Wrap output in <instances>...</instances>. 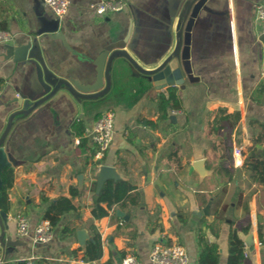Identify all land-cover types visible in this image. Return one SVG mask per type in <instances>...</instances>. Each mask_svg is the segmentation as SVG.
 <instances>
[{
  "label": "crops",
  "instance_id": "obj_1",
  "mask_svg": "<svg viewBox=\"0 0 264 264\" xmlns=\"http://www.w3.org/2000/svg\"><path fill=\"white\" fill-rule=\"evenodd\" d=\"M95 1L68 0L66 12L56 16L42 0H0L5 42L31 39L25 59L0 60V145L10 159L2 169L8 206L6 227L0 218L4 264L29 257L32 264H85L88 240L97 244L95 260L102 264H121L126 253L149 264L150 246L160 239L181 243L187 264H197L198 233L218 244L217 264H226L233 228L244 242L243 264H264V189L254 182L249 152L250 135L264 125V40L255 21L261 0L193 2L181 29L179 84H143L118 62L110 86L103 76L106 92L90 103L77 104L60 88L8 123L11 111L43 93L32 51L53 77L81 83L94 81V61L104 49H111L108 55L126 50L141 65L157 63L175 44L177 15L187 2L124 0L121 10L98 14L90 7ZM36 10L58 19L55 32L36 33ZM169 86L178 105L162 116L156 96ZM106 109L114 112V133L103 157L95 159L83 132ZM234 142L243 149L238 167L232 163ZM107 178L123 179L131 188L112 208L102 203L107 213L94 217ZM59 196L70 197L73 208L52 226L50 240L34 242V226ZM18 214L28 222L21 235Z\"/></svg>",
  "mask_w": 264,
  "mask_h": 264
},
{
  "label": "water",
  "instance_id": "obj_2",
  "mask_svg": "<svg viewBox=\"0 0 264 264\" xmlns=\"http://www.w3.org/2000/svg\"><path fill=\"white\" fill-rule=\"evenodd\" d=\"M41 0H36V4ZM195 0H188L185 4V9L190 3L193 4ZM189 6V9L191 7ZM183 6V5H182ZM187 13L180 10L177 15L175 23V44L172 50L166 54L159 62L151 63L149 65L139 64L133 57L129 55L126 50H114L109 55L108 52L111 49H104L95 59V79L91 83H81L75 78L59 79L53 77V75L43 66L39 65L40 56L36 51H32L36 60V65L38 66V71L40 72L44 85L43 93L40 97L34 99L33 101L26 102L21 108L15 109L8 115V123H11L13 118L22 112H27L38 105L42 100L46 99L55 90L64 88L68 89L69 94L73 97L77 104L90 103L99 95L106 92L108 87L103 86V76L105 81H107V86H110V73L111 69L114 68L118 62H123L125 69H127L128 75L134 76L139 79L143 84H153L157 87H161L166 84L175 85L182 82L181 69L178 65V48L181 37V29L183 27L184 21L187 17ZM37 17L39 19L40 26L36 33L41 34L43 32H55L58 27L57 18H46L38 10H36ZM261 38L264 40V32H262ZM35 43V42H34ZM33 43V46H34ZM31 47V39H26L24 42L13 45L11 43H2V49L0 50V60L11 58L15 61L25 59ZM33 48V47H32ZM36 48V47H35ZM34 48V50H35ZM35 52V53H34ZM106 60V61H105ZM23 97H18L19 105L22 104ZM10 164V159L7 151L3 146L0 145V188L2 185V169ZM0 218L6 227L7 215L6 212L0 209ZM1 244L3 242L0 240Z\"/></svg>",
  "mask_w": 264,
  "mask_h": 264
},
{
  "label": "trees",
  "instance_id": "obj_3",
  "mask_svg": "<svg viewBox=\"0 0 264 264\" xmlns=\"http://www.w3.org/2000/svg\"><path fill=\"white\" fill-rule=\"evenodd\" d=\"M261 90L264 89V81L260 85ZM159 110L162 112V116L167 114L169 107H177V95L175 93V87L169 86L166 91H160L156 96ZM234 120L238 117V111H235ZM226 121H229V115H224ZM259 124L260 130L250 135V157H251V170L254 182L257 186H261L264 189V151H261V145L264 142V125ZM231 125V124H230ZM245 151V150H244ZM225 169L227 167H224ZM2 175V185L0 188V209L7 211V192H6V178L4 172ZM131 186L123 179L107 178L103 181L95 200V206L92 210L94 217H100L107 213V209L102 206L105 204L107 208H112L115 204L120 202ZM73 208L70 197L59 196L52 201L49 207L44 212V218L48 219L52 226H54L61 214ZM249 229V225L242 227L241 231L246 232ZM239 230L233 228L228 233V248H227V260L226 264H243L244 262V242L238 235ZM199 255L197 264H217L219 251L218 244L215 242H209L205 239L202 233H198ZM100 257V252L97 244L93 240H88L84 244V260H93ZM108 264V263H107Z\"/></svg>",
  "mask_w": 264,
  "mask_h": 264
},
{
  "label": "built area",
  "instance_id": "obj_4",
  "mask_svg": "<svg viewBox=\"0 0 264 264\" xmlns=\"http://www.w3.org/2000/svg\"><path fill=\"white\" fill-rule=\"evenodd\" d=\"M47 4L56 16H62L68 7V0H42ZM124 0H97L90 4V7L98 14L119 11L123 8ZM255 21L259 24L261 32H264V0L255 6ZM9 34L0 30V41L5 42ZM19 96V93H16ZM114 133V112L106 109L94 120L90 129L84 130L83 136L90 138L95 159H101L108 149ZM78 142V140H77ZM232 163L234 166H241L244 163L243 149L241 144L234 142L231 149ZM16 220L17 234H25L28 231V222L23 214H18ZM53 229L50 221L46 218L40 219L33 229L32 240L34 242H46L51 239ZM3 245L0 242V264H4L2 255ZM149 264H187V253L181 243H165L163 240L154 241L148 253ZM22 264H32L31 257L25 259ZM85 264H102L97 260H88ZM121 264H138L135 256L126 253Z\"/></svg>",
  "mask_w": 264,
  "mask_h": 264
},
{
  "label": "bare ground",
  "instance_id": "obj_5",
  "mask_svg": "<svg viewBox=\"0 0 264 264\" xmlns=\"http://www.w3.org/2000/svg\"><path fill=\"white\" fill-rule=\"evenodd\" d=\"M187 2H188V0H187ZM187 2H186V3H187ZM186 3H185V4H186ZM190 5H191V4L189 3L188 6L186 7V9H185V5H184V7H183L181 13H182V12L187 13V11H188Z\"/></svg>",
  "mask_w": 264,
  "mask_h": 264
}]
</instances>
